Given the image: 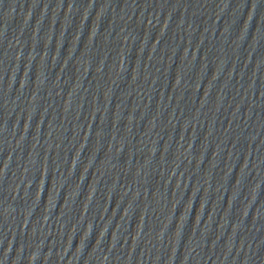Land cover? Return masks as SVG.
<instances>
[{"label":"water","instance_id":"obj_1","mask_svg":"<svg viewBox=\"0 0 264 264\" xmlns=\"http://www.w3.org/2000/svg\"><path fill=\"white\" fill-rule=\"evenodd\" d=\"M0 264H264V0H0Z\"/></svg>","mask_w":264,"mask_h":264}]
</instances>
